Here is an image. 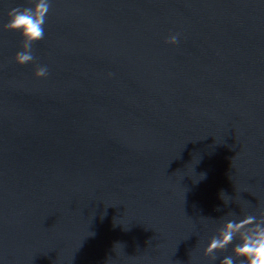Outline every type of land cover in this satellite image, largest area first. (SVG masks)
Returning a JSON list of instances; mask_svg holds the SVG:
<instances>
[{"label": "water", "instance_id": "water-1", "mask_svg": "<svg viewBox=\"0 0 264 264\" xmlns=\"http://www.w3.org/2000/svg\"><path fill=\"white\" fill-rule=\"evenodd\" d=\"M20 47L0 30V264H209L264 208V0H51Z\"/></svg>", "mask_w": 264, "mask_h": 264}, {"label": "clouds", "instance_id": "clouds-1", "mask_svg": "<svg viewBox=\"0 0 264 264\" xmlns=\"http://www.w3.org/2000/svg\"><path fill=\"white\" fill-rule=\"evenodd\" d=\"M51 9V0H27V6L18 5L7 11V22L0 25V30L18 32L21 47L13 57L18 65L35 63L33 44L45 37V24ZM179 34H170L166 43L176 45ZM49 74L46 65H37L35 76L46 78ZM203 178V176H201ZM221 193L225 205L229 203ZM219 210V209H217ZM231 246V253L225 255L220 264H264V208L256 213L237 215L229 212L222 217V223L207 245L203 247V256L209 264L218 259L217 254L225 252Z\"/></svg>", "mask_w": 264, "mask_h": 264}]
</instances>
